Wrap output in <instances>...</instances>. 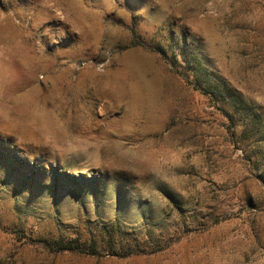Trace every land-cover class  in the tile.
Segmentation results:
<instances>
[{
    "label": "rangeland",
    "instance_id": "obj_1",
    "mask_svg": "<svg viewBox=\"0 0 264 264\" xmlns=\"http://www.w3.org/2000/svg\"><path fill=\"white\" fill-rule=\"evenodd\" d=\"M0 264H264V0H0Z\"/></svg>",
    "mask_w": 264,
    "mask_h": 264
}]
</instances>
